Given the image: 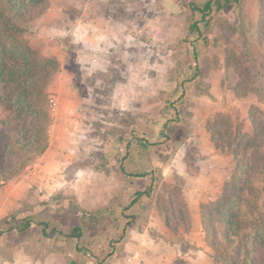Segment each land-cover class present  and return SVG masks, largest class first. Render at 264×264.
<instances>
[{
  "label": "rangeland",
  "instance_id": "obj_1",
  "mask_svg": "<svg viewBox=\"0 0 264 264\" xmlns=\"http://www.w3.org/2000/svg\"><path fill=\"white\" fill-rule=\"evenodd\" d=\"M204 1L0 14L26 136L0 177V264H264V0L206 24Z\"/></svg>",
  "mask_w": 264,
  "mask_h": 264
},
{
  "label": "trees",
  "instance_id": "obj_2",
  "mask_svg": "<svg viewBox=\"0 0 264 264\" xmlns=\"http://www.w3.org/2000/svg\"><path fill=\"white\" fill-rule=\"evenodd\" d=\"M42 3L43 0H0V5L2 6V8H0V14H3L5 10L15 14L19 19H32L38 14ZM239 3L240 0H206L201 5L191 3L190 9L199 14V22L206 24L213 10L220 11L230 5H239ZM7 22L9 23V21ZM188 30L193 33L200 32L198 25L195 23H191ZM11 84L12 83L8 80L4 82L3 94L0 96V177L4 173V164L9 162V155L6 154V148L9 142L14 139L15 142L22 143L24 139H26L25 134H22L19 130L24 117L18 108L23 110L21 106L23 99H21L22 96H13V93L16 91V85L14 84V86H11ZM141 175V173H133V176ZM139 195H141V193H137V196ZM135 202L136 198H133L130 203L134 204ZM6 219H8L7 224L11 225L10 228L18 231L26 230L30 226V223L34 221L32 216L17 218V213L10 215ZM52 230L54 233L59 232V234L68 237L81 236V228L79 226H73L68 232L58 231L55 228H52Z\"/></svg>",
  "mask_w": 264,
  "mask_h": 264
},
{
  "label": "built area",
  "instance_id": "obj_3",
  "mask_svg": "<svg viewBox=\"0 0 264 264\" xmlns=\"http://www.w3.org/2000/svg\"><path fill=\"white\" fill-rule=\"evenodd\" d=\"M48 101H49V106L50 107H54L55 105H56V100H55V98L54 97H49V99H48Z\"/></svg>",
  "mask_w": 264,
  "mask_h": 264
},
{
  "label": "water",
  "instance_id": "obj_4",
  "mask_svg": "<svg viewBox=\"0 0 264 264\" xmlns=\"http://www.w3.org/2000/svg\"><path fill=\"white\" fill-rule=\"evenodd\" d=\"M169 2H170V0H166V4H167V5L169 4Z\"/></svg>",
  "mask_w": 264,
  "mask_h": 264
}]
</instances>
